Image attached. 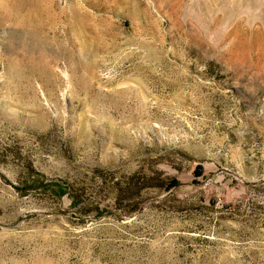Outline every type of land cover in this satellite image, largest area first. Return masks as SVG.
<instances>
[{"label":"rangeland","instance_id":"rangeland-1","mask_svg":"<svg viewBox=\"0 0 264 264\" xmlns=\"http://www.w3.org/2000/svg\"><path fill=\"white\" fill-rule=\"evenodd\" d=\"M0 264H264V0H0Z\"/></svg>","mask_w":264,"mask_h":264},{"label":"bare ground","instance_id":"bare-ground-1","mask_svg":"<svg viewBox=\"0 0 264 264\" xmlns=\"http://www.w3.org/2000/svg\"><path fill=\"white\" fill-rule=\"evenodd\" d=\"M79 17V16H78ZM81 22H84L83 20H79V19H73L72 21H70L69 23H68V28L72 31V30H78V28H80L83 24L81 23ZM65 26V27H66ZM68 28H67V30H68ZM82 29V28H81ZM69 31V30H68ZM80 31V30H79ZM76 32V31H75ZM74 32V33H75ZM70 33V32H69ZM72 33V32H71ZM76 33H78V32H76ZM67 34V33H66Z\"/></svg>","mask_w":264,"mask_h":264}]
</instances>
